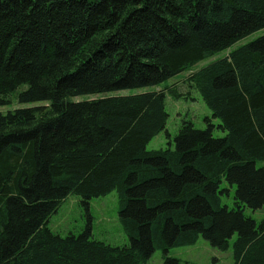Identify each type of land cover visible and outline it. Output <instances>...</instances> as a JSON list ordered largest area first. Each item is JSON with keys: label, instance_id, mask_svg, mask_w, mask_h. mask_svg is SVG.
Wrapping results in <instances>:
<instances>
[{"label": "trees", "instance_id": "16d2710c", "mask_svg": "<svg viewBox=\"0 0 264 264\" xmlns=\"http://www.w3.org/2000/svg\"><path fill=\"white\" fill-rule=\"evenodd\" d=\"M263 28L264 0H0V106L42 102L0 112V264H147L156 250L179 264L168 251L199 238L264 264V219L243 213L264 207V35L229 49ZM226 51L185 79L223 137L206 118L171 140V87L71 100L158 86ZM162 131L168 146L146 150ZM111 192L126 245L49 229L69 195L88 208Z\"/></svg>", "mask_w": 264, "mask_h": 264}, {"label": "rangeland", "instance_id": "374dc122", "mask_svg": "<svg viewBox=\"0 0 264 264\" xmlns=\"http://www.w3.org/2000/svg\"><path fill=\"white\" fill-rule=\"evenodd\" d=\"M264 35V28L258 30L247 37L241 39L229 49H235L238 46L244 45L259 36ZM226 52L218 53L212 57L204 59L188 71L182 72L169 80L154 87H147L142 89H127L115 92L97 94L94 96H78L71 98L72 101H80L84 99L103 98L108 96H128L142 93L145 91H161L167 88H174L178 96H173L170 93L165 97V110L168 114L166 131L170 135L171 140L176 135L180 125L183 121L192 122L196 129L206 128V118H211L210 111L202 102L198 93L190 90L185 83L186 77L194 71L204 67L217 58L227 54ZM19 88L17 91L24 89ZM42 105V102L19 104L13 96L8 104L0 106V112L6 113L17 108L31 107ZM211 123L214 125L212 134L214 137H223L224 133L217 128L219 121L211 118ZM168 138L165 131L160 132L155 136L146 146V150H158L168 146ZM257 167L264 166V162H257ZM226 183L223 182L221 187H225ZM233 190L230 192L229 197H223V204L229 208L233 207ZM118 199L116 192L94 198L89 201L88 208L81 204V198L77 195H69L58 208L56 214L52 215L49 219L48 227L54 233L61 236H66L69 233L77 235L87 228H90L91 236L95 240L102 241L106 244L113 246H123L128 243V238L124 234L118 220ZM245 216L252 218L256 223L264 219V207L251 210L248 208L243 209ZM232 243V241H231ZM168 256L177 258L179 264H233L232 249L231 247L226 251H219L211 247L204 239L199 238L194 245L175 247L168 251ZM147 264H162V252L160 250L154 251Z\"/></svg>", "mask_w": 264, "mask_h": 264}]
</instances>
